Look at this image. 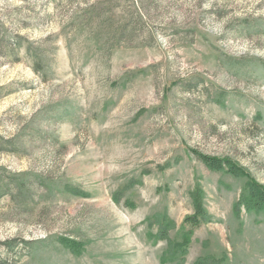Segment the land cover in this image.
<instances>
[{
    "label": "rangeland",
    "instance_id": "374dc122",
    "mask_svg": "<svg viewBox=\"0 0 264 264\" xmlns=\"http://www.w3.org/2000/svg\"><path fill=\"white\" fill-rule=\"evenodd\" d=\"M250 179L264 186V0H0V264H264Z\"/></svg>",
    "mask_w": 264,
    "mask_h": 264
},
{
    "label": "trees",
    "instance_id": "16d2710c",
    "mask_svg": "<svg viewBox=\"0 0 264 264\" xmlns=\"http://www.w3.org/2000/svg\"><path fill=\"white\" fill-rule=\"evenodd\" d=\"M100 6L98 5H92L90 7H87L83 9L81 12L75 11L74 14L71 16V21L76 24H83L90 25L91 21L96 19V16H100ZM34 61L39 62L41 61V57L43 56V51L34 53ZM194 155L197 157V159L204 164L206 168H208L211 171H223L226 170L229 173L233 175H245V171L243 168L238 166L236 163L232 162L228 158H221L216 156H210L201 152L192 151ZM29 173H23V175H26ZM115 201H119V198H115ZM244 205V207L247 210H255L260 211L264 207V186L255 183L252 179L249 180V188H248V194L246 197H244L241 201ZM124 204L130 207H134V204L131 202H128V200L124 201ZM207 218L206 212L204 209L199 205L196 204V210L193 215L186 216L184 218L185 225L193 227H197L203 220ZM171 223V222H170ZM168 226L165 227V229L159 230L156 234H154V237L157 239H167L168 237ZM188 232L185 233V237L180 242H177L174 245V251L175 253L179 254V263H182L184 255L187 253V247L188 243L190 241ZM62 244L66 247H73L77 246V243L73 239H69L67 237H64L61 240ZM24 244H31V242L23 241ZM176 256H168L164 258L165 261L173 260ZM199 264V263H196Z\"/></svg>",
    "mask_w": 264,
    "mask_h": 264
}]
</instances>
